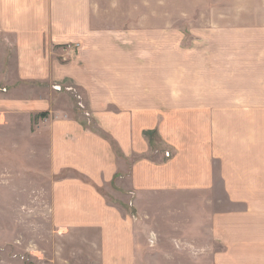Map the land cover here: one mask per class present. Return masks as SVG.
<instances>
[{"label":"crops","instance_id":"0c3cea01","mask_svg":"<svg viewBox=\"0 0 264 264\" xmlns=\"http://www.w3.org/2000/svg\"><path fill=\"white\" fill-rule=\"evenodd\" d=\"M261 3L256 8L262 13L255 15L262 17L249 19L264 21ZM175 5L176 0H0V31L13 36L15 81L26 87L8 95L7 104L47 110L51 169L71 168L101 184L123 161L107 137L67 108L72 101L60 103L59 85H75L120 152L137 155L136 187L198 192L199 234L211 264H264V22L205 27L197 54L176 52ZM190 55L197 65H190ZM176 105L198 107V130L184 131L181 141L158 124ZM142 113L174 145L169 157L143 156L150 147L142 140ZM52 185L58 223L99 233L103 263L133 262L128 218L76 175L64 174Z\"/></svg>","mask_w":264,"mask_h":264},{"label":"rangeland","instance_id":"374dc122","mask_svg":"<svg viewBox=\"0 0 264 264\" xmlns=\"http://www.w3.org/2000/svg\"><path fill=\"white\" fill-rule=\"evenodd\" d=\"M261 5V0H176V52L185 48L197 54L205 27H245L264 22L253 21L262 17L255 15L262 13L256 8ZM235 16L239 21H208ZM12 39L11 33L0 31V264H105L100 256L99 233L55 220L58 211L52 183L64 174L91 183L109 205L128 218L134 243L131 264H211V251L203 248L204 239L199 234L198 192L154 193L149 188L136 187L132 164L137 155L120 152L113 137L93 120L82 92L71 83L55 88L62 94L60 103L67 106L73 102L67 108L80 113L86 127L108 138L123 167L101 184L71 168L56 172L51 169L47 110L28 111L7 104L8 95L26 89L22 81H15ZM192 55L190 65H197L198 58ZM177 59L180 64H176V77L181 80V54ZM169 110V116L159 117L158 124L171 135L174 133L176 141L183 140L184 131L198 130V107L176 105ZM140 116L142 140L150 147L143 156L169 157L174 145L157 134V122H151L150 114ZM151 231H155L153 238Z\"/></svg>","mask_w":264,"mask_h":264}]
</instances>
